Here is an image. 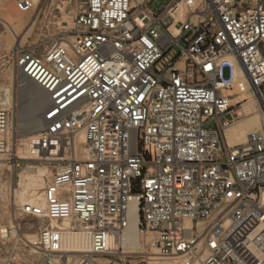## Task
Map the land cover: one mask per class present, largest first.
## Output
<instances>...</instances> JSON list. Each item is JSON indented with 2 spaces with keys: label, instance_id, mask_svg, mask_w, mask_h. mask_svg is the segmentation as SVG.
I'll return each mask as SVG.
<instances>
[{
  "label": "built area",
  "instance_id": "2783aa9c",
  "mask_svg": "<svg viewBox=\"0 0 264 264\" xmlns=\"http://www.w3.org/2000/svg\"><path fill=\"white\" fill-rule=\"evenodd\" d=\"M154 1L70 0L73 36L14 56L46 95L32 146L51 170L44 206L22 213L73 222L30 242L40 264L66 258V231L89 236V258L105 255L132 208L139 235L154 234L155 256L171 264H264V0H172L158 14ZM237 68L262 123L230 146ZM9 127L0 109V153Z\"/></svg>",
  "mask_w": 264,
  "mask_h": 264
},
{
  "label": "rangeland",
  "instance_id": "374dc122",
  "mask_svg": "<svg viewBox=\"0 0 264 264\" xmlns=\"http://www.w3.org/2000/svg\"><path fill=\"white\" fill-rule=\"evenodd\" d=\"M170 1L155 0L149 9L158 14ZM179 7L185 10L184 3ZM16 13L11 0H0V109L10 116L6 151L0 153V264H40L43 255L32 248L30 242L45 227L68 228L73 222L67 221V226L63 227L61 222L22 213L23 205L43 202L42 193L50 181L51 170L36 163V156L27 149L30 139L40 133H33V128L43 126L46 98L34 92L36 85L24 79L13 59L20 49L36 48L44 53L54 43L69 40L74 32V10L70 0H41L30 12L15 16ZM241 109L250 115L257 112L250 100L243 101ZM208 127L214 128V124ZM260 129L261 126L253 127L249 134ZM139 237L137 252L128 254L117 248L92 257L93 264H171L151 255L154 248L150 245L156 240L154 234ZM64 256L63 261L54 256L52 262L75 264L84 259L83 254Z\"/></svg>",
  "mask_w": 264,
  "mask_h": 264
},
{
  "label": "bare ground",
  "instance_id": "6f19581e",
  "mask_svg": "<svg viewBox=\"0 0 264 264\" xmlns=\"http://www.w3.org/2000/svg\"><path fill=\"white\" fill-rule=\"evenodd\" d=\"M33 3L35 6L37 3H40V2H39V0H33ZM179 6H181V3L179 4ZM179 6H178V8H180ZM182 8H185V7H182ZM15 16H18V14ZM230 60L234 64H236V60L234 58H231ZM240 78H242V74L237 68L236 73H235V80L237 82V84H236L237 86H236V89L233 92H231V94L239 93V95L237 98H235V100L233 102L237 103V102H243V101L250 100L251 102H253V104H255V108H256L257 112H253L254 114L250 115V114H246V111L244 109H241V111H239V114L243 117V119L225 131V140H226L227 144L230 146L242 144L244 142L245 138L247 137V135L249 134L250 130L253 127L255 128L257 126H261V123H262L261 122V113L259 111L258 105L255 102V100L244 89V83ZM25 83H26V81H25ZM33 89L37 95L44 96V98H46V95L43 93V91L37 85ZM241 89L243 90V92H240ZM248 113H250V112H248ZM40 120H41V118H40ZM234 127L235 128L237 127V128L233 131H231V130L228 131L229 129H233ZM42 128H43V126H41V125L34 127L33 133L40 132L42 130ZM38 134L35 137H32L30 139V142L28 143V147H27L28 152H30V154L33 156H36V153L34 151L32 144H34L33 142L36 140V137L38 136ZM34 191H36L35 188H34ZM262 199L264 201V193L262 195ZM39 205L41 207H43L44 201L41 202ZM62 225H63V227H66L67 221H64L62 223ZM50 227L54 228L53 226H50ZM63 229L65 230L66 228H63ZM139 236L140 235L137 231V215H136L135 209L132 208L129 226L127 227V229L125 230V232L123 233V235L120 238H116V237L110 238L108 250H115L117 248H121L124 252H126L128 254L137 252L139 250V247H140V244H139V240H140L139 238L140 237ZM150 247L154 248L153 249L154 251H152L153 253H151V255H154V256L157 255L158 252L156 249V244L153 242L150 245ZM61 248H62V254L63 255L83 254L84 261L87 264H93L94 263V260L89 258V256H87V254L89 253V250H90V238L87 234H85L83 232H71V231L64 232L62 234V237H61ZM155 249H156V251H155ZM153 260H154V258H153ZM162 261H163V259H162ZM155 264H161V263L159 262V263H155Z\"/></svg>",
  "mask_w": 264,
  "mask_h": 264
}]
</instances>
